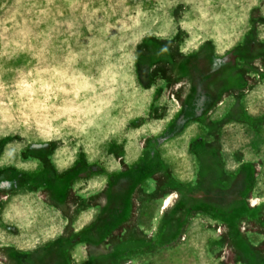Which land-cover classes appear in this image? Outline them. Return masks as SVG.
<instances>
[{
  "label": "rangeland",
  "instance_id": "rangeland-1",
  "mask_svg": "<svg viewBox=\"0 0 264 264\" xmlns=\"http://www.w3.org/2000/svg\"><path fill=\"white\" fill-rule=\"evenodd\" d=\"M0 264H264V0H0Z\"/></svg>",
  "mask_w": 264,
  "mask_h": 264
},
{
  "label": "bare ground",
  "instance_id": "bare-ground-1",
  "mask_svg": "<svg viewBox=\"0 0 264 264\" xmlns=\"http://www.w3.org/2000/svg\"><path fill=\"white\" fill-rule=\"evenodd\" d=\"M171 199H167L164 203V207H167L170 205Z\"/></svg>",
  "mask_w": 264,
  "mask_h": 264
}]
</instances>
